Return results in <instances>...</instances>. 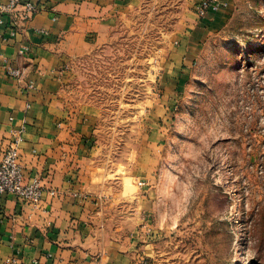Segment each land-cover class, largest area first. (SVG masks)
Returning <instances> with one entry per match:
<instances>
[{
    "label": "rangeland",
    "instance_id": "1",
    "mask_svg": "<svg viewBox=\"0 0 264 264\" xmlns=\"http://www.w3.org/2000/svg\"><path fill=\"white\" fill-rule=\"evenodd\" d=\"M200 1L143 0L72 87L100 110L96 149L118 202L143 186L159 264H264V0H223L207 24Z\"/></svg>",
    "mask_w": 264,
    "mask_h": 264
},
{
    "label": "crops",
    "instance_id": "2",
    "mask_svg": "<svg viewBox=\"0 0 264 264\" xmlns=\"http://www.w3.org/2000/svg\"><path fill=\"white\" fill-rule=\"evenodd\" d=\"M142 1L42 0L28 19L20 11H0V158L25 125L20 154L26 175L42 177L57 191L46 192L40 203L0 195V264H11L10 257L27 264H159L143 186L136 185L142 195L135 203L118 202L123 188L108 183L96 149L91 112L100 110L81 106L72 87L77 65L106 45L120 18ZM13 20L16 36L9 29ZM8 66L20 69L21 77ZM137 166L131 178L141 180Z\"/></svg>",
    "mask_w": 264,
    "mask_h": 264
},
{
    "label": "built area",
    "instance_id": "3",
    "mask_svg": "<svg viewBox=\"0 0 264 264\" xmlns=\"http://www.w3.org/2000/svg\"><path fill=\"white\" fill-rule=\"evenodd\" d=\"M41 2L42 0H9L7 4L0 5V11L10 14L20 11V18L28 19L40 9ZM227 5L228 2L223 0H202L198 3L196 10L199 16L204 18L209 12H217L227 7ZM3 21L4 19H1V22ZM16 21L13 20L11 24L9 23L11 36H16L19 31ZM8 71L12 76L21 77L22 73L18 68L8 66ZM24 137L25 125L21 126L2 150L0 158V195L14 194L23 202L40 203L46 192L55 195L57 191L54 188H48L42 177H27L20 154ZM6 262L11 264H27L18 262L15 257L8 258ZM37 263V260L33 262V264Z\"/></svg>",
    "mask_w": 264,
    "mask_h": 264
}]
</instances>
